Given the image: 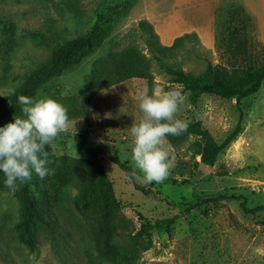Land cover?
Returning <instances> with one entry per match:
<instances>
[{
    "label": "rangeland",
    "instance_id": "374dc122",
    "mask_svg": "<svg viewBox=\"0 0 264 264\" xmlns=\"http://www.w3.org/2000/svg\"><path fill=\"white\" fill-rule=\"evenodd\" d=\"M113 1L0 0V94L11 96L29 74L50 62L56 47L87 34L96 13ZM136 5L95 52L32 96L52 98L67 108L68 132L46 146L48 167L54 172L44 179L33 172L31 185L47 209L64 215L67 230L62 238L58 231L40 226L34 246L30 239L23 240L18 227L22 201L0 178V264H264V82L256 97L250 95L241 104L210 93L194 101L191 91L174 81L175 70L198 74L208 60L228 70L246 62L239 53L210 51L193 39L161 50L148 26H139L140 19H147L140 18L139 9L147 8L151 14L154 0H139ZM250 38L257 59L249 63L258 66L264 41L256 30ZM130 56L145 60L153 90L182 91L185 101L176 118L188 127L199 123L222 143L241 123L240 134L214 165L201 161L195 154L198 137L185 133L167 137V150L176 163L163 183L142 184L108 157H118L142 175L131 161L130 127L143 117L137 93L149 89L150 83L138 68L126 65ZM21 115L19 111L17 116ZM13 121L0 120V127ZM77 134L98 142L106 152L97 161L120 203L115 217L106 210L97 182L81 191L73 180L61 184L55 180L58 169L74 175L77 160L91 158ZM217 193L230 198L196 204L199 197ZM158 220L160 227L139 233L147 221Z\"/></svg>",
    "mask_w": 264,
    "mask_h": 264
},
{
    "label": "trees",
    "instance_id": "16d2710c",
    "mask_svg": "<svg viewBox=\"0 0 264 264\" xmlns=\"http://www.w3.org/2000/svg\"><path fill=\"white\" fill-rule=\"evenodd\" d=\"M138 1L115 0L108 7L99 10L87 34L77 36L56 47L53 50L50 62L29 74L24 84L11 96L0 94V120L3 122L12 121L17 113L21 111L18 102L19 95L32 97L45 83L73 69L95 52L118 25L119 21L130 12ZM146 25L151 31L152 37L156 39L155 44L161 50H172L182 46L184 41L189 39H193L200 44L196 33H185L177 37L171 46L163 45L152 23L147 19H140L139 26ZM255 30L258 32L256 18L246 9L243 0H219L216 3V48L218 51L221 49L222 51H230L233 54L239 53L240 59L244 60L247 65H243V67L235 66L233 69L228 70L222 65H215L211 60H208L205 70L198 74L175 70L173 72L174 81L182 83L190 90L194 101L202 93H210L220 98H235L236 103L241 104L244 98L256 94L264 81V58L258 66L249 63L256 56L255 49L257 50V48H255L254 41L250 38L252 31ZM125 63L138 68V72L149 79V94H151L153 81L152 76L147 71L148 66L145 65V60H138L134 56H130L125 59ZM240 132L241 123L238 122L233 132L222 143H218L209 130L202 128L199 123H193L184 133L186 135L194 134L198 137L194 142L195 154L201 156L203 163L214 165L220 152L234 141ZM76 139L91 155V158L77 160L78 171L74 175L65 172L61 168L58 169L55 180L59 184L73 180L81 191H85L89 182H97L102 189L106 210L111 216H117L120 212V203L116 198L112 182L102 165L97 161L98 156L106 154L104 148L84 134H77ZM108 157L130 176H133V169L130 165L116 156L108 155ZM0 178L5 179L2 171H0ZM34 178L33 174L30 181L20 185L16 190V194L23 204L22 219L18 223L20 237L23 240L30 239L32 246H34L36 232L40 226H44L48 231H58L59 236H63L62 238H65L64 230H67L64 226L67 222L64 215L59 210L47 209L41 194L34 193L32 190L31 185H33ZM142 188L146 190L144 187ZM228 198L230 196L223 193L207 194L199 197L196 204H217ZM261 208L264 209V206H261ZM161 223V220L147 221L139 230V233H148L160 227ZM112 250L114 256L119 253L116 247Z\"/></svg>",
    "mask_w": 264,
    "mask_h": 264
},
{
    "label": "clouds",
    "instance_id": "9594fccd",
    "mask_svg": "<svg viewBox=\"0 0 264 264\" xmlns=\"http://www.w3.org/2000/svg\"><path fill=\"white\" fill-rule=\"evenodd\" d=\"M136 99L143 117L130 127L131 161L142 175L136 171L132 175L142 184L163 183L176 163L167 150V137L187 131V122L176 118L185 96L178 89L157 88L149 94L145 87ZM18 102L22 115L0 127V171L5 186L13 191L30 181L33 172L41 179L54 172L48 167L51 161L46 146L67 133L70 123L67 108L52 98L19 95Z\"/></svg>",
    "mask_w": 264,
    "mask_h": 264
},
{
    "label": "crops",
    "instance_id": "0c3cea01",
    "mask_svg": "<svg viewBox=\"0 0 264 264\" xmlns=\"http://www.w3.org/2000/svg\"><path fill=\"white\" fill-rule=\"evenodd\" d=\"M218 1L154 0L151 14L147 8V12L144 9H139L142 14L140 18H147L152 23L163 45L171 46L177 37L185 33H196L202 47L215 51L216 3ZM243 2L246 9L256 18L259 38L264 41V4H262V0H243ZM165 4H168L167 8L164 7ZM166 16H168V20ZM262 96L264 97V94Z\"/></svg>",
    "mask_w": 264,
    "mask_h": 264
}]
</instances>
